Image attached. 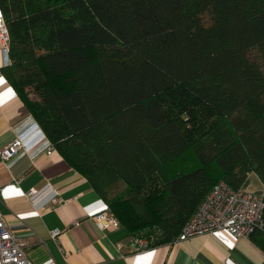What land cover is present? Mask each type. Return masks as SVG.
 Returning a JSON list of instances; mask_svg holds the SVG:
<instances>
[{"label": "trees", "instance_id": "trees-1", "mask_svg": "<svg viewBox=\"0 0 264 264\" xmlns=\"http://www.w3.org/2000/svg\"><path fill=\"white\" fill-rule=\"evenodd\" d=\"M0 7L6 77L133 236L173 242L221 180L264 190V0Z\"/></svg>", "mask_w": 264, "mask_h": 264}, {"label": "crops", "instance_id": "crops-1", "mask_svg": "<svg viewBox=\"0 0 264 264\" xmlns=\"http://www.w3.org/2000/svg\"><path fill=\"white\" fill-rule=\"evenodd\" d=\"M0 51V150L15 128L33 116L4 73ZM46 184L51 189L33 199ZM0 208L8 228L26 242L34 264H263L264 251L250 237L227 230L198 234L182 242L151 244L137 251L133 235L121 224L101 230L94 219L105 200L89 179L57 150L32 158L4 161L0 153ZM59 230L56 238L52 230Z\"/></svg>", "mask_w": 264, "mask_h": 264}, {"label": "built area", "instance_id": "built-area-1", "mask_svg": "<svg viewBox=\"0 0 264 264\" xmlns=\"http://www.w3.org/2000/svg\"><path fill=\"white\" fill-rule=\"evenodd\" d=\"M0 51L4 56L3 67L11 64L10 34L5 15L0 7ZM16 136L0 153L6 162L12 164L16 156L29 155L34 158L43 151L51 153L56 150L34 116L15 128ZM51 185L46 184L31 194L35 199ZM53 200H57V192L51 189ZM0 196V202L2 201ZM94 219L101 230H111L121 226L120 220L106 204L105 208L95 214ZM264 229V190L253 191L247 187L232 188L224 180L216 183L197 210L184 224L181 232L173 242H182L198 234L227 230L236 237H250L254 232ZM60 231L52 230L56 238ZM151 239L133 236V244L137 251L144 250L152 244ZM0 264H34L28 255L26 242L8 228L5 214L0 208ZM45 264H54L53 259Z\"/></svg>", "mask_w": 264, "mask_h": 264}, {"label": "rangeland", "instance_id": "rangeland-1", "mask_svg": "<svg viewBox=\"0 0 264 264\" xmlns=\"http://www.w3.org/2000/svg\"><path fill=\"white\" fill-rule=\"evenodd\" d=\"M247 188H250L253 191H259L260 190V186L259 184L253 179L250 178L248 181V185L246 186ZM120 188V187H119ZM119 188H117L115 191H118Z\"/></svg>", "mask_w": 264, "mask_h": 264}]
</instances>
